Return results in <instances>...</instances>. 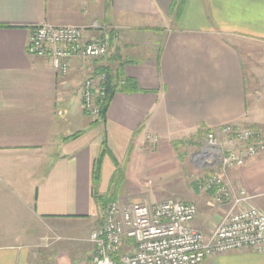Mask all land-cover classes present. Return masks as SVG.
<instances>
[{"label":"crops","instance_id":"0c3cea01","mask_svg":"<svg viewBox=\"0 0 264 264\" xmlns=\"http://www.w3.org/2000/svg\"><path fill=\"white\" fill-rule=\"evenodd\" d=\"M43 24H97L111 34L108 54L91 67L120 69L131 86L115 93L103 124L82 110L79 61L62 76L48 58L26 53L32 29ZM263 60L264 0H0V264H37L39 249L54 264H93L89 236L104 221L94 189L127 205L162 198L121 190L132 182L122 162H141L145 172L134 178L146 185L182 138L189 137L185 145L203 136L205 144L226 125L264 137V72L255 65ZM103 140L107 154L93 188ZM222 179L264 211V152ZM193 227L213 231L202 219ZM52 235L71 244L47 249ZM54 247L65 248L56 256ZM205 264H264V253L245 249Z\"/></svg>","mask_w":264,"mask_h":264},{"label":"built area","instance_id":"2783aa9c","mask_svg":"<svg viewBox=\"0 0 264 264\" xmlns=\"http://www.w3.org/2000/svg\"><path fill=\"white\" fill-rule=\"evenodd\" d=\"M95 31L101 32L94 35ZM110 36L97 24L88 27H34L26 53L48 58L53 69L65 76L76 59L85 70L81 85L82 110L99 118V101L104 97L107 76L94 70V61L106 57ZM264 152V137L239 125H226L206 135L198 153L205 171L197 179L200 191L209 192L217 204L229 209L209 236L193 227L197 207L192 203L167 200L157 204L110 203L103 211V224L89 236L94 246L93 264H205L219 254L245 249L264 253V212L250 204L244 191L234 192L222 174L242 167L247 158ZM115 258L117 261H115Z\"/></svg>","mask_w":264,"mask_h":264},{"label":"rangeland","instance_id":"374dc122","mask_svg":"<svg viewBox=\"0 0 264 264\" xmlns=\"http://www.w3.org/2000/svg\"><path fill=\"white\" fill-rule=\"evenodd\" d=\"M264 61V60H263ZM262 61V64L256 63L257 68H261V70L264 72V62ZM252 88H248V91H252ZM255 90V89H254ZM261 87L257 86L255 93L256 99L259 100L260 94H261ZM254 92V91H252ZM251 97V96H250ZM257 116L260 117L263 114V108L258 105L257 103ZM92 119V118H91ZM261 122H264V120H260ZM189 140V137L182 138L180 143L177 144L174 149V147L171 145V148L167 152L168 155H162L163 162L162 165H160L161 170H158L157 168H154L160 173L157 175L144 178L146 185H143L140 180H137L134 178V175L142 176L145 172L141 162H136L134 165H130L128 167H125V163H121L122 170L126 173V177L132 179V182L129 185V182H127V179H125V183L122 184L121 190L124 189L125 191L129 189L131 190V193H127V195L132 196H139L143 192L149 194V197L152 198V192H157L160 197H162L157 202H164L167 200H176V201H182L187 203H192L197 207V217L196 219H202L206 220V224L209 223V225L212 226V229L216 227V225L221 221V219L224 217V215L227 213L229 209V205L227 204H217L214 202L211 193L200 191L197 187V178L198 175H201L204 173L203 170H199L201 168L195 167L194 164L201 163V159L196 155L197 153L201 152L202 145L204 144V138L201 139H193L190 140L189 143L185 144L182 143V141ZM205 145V144H204ZM174 153L172 152V150ZM154 170V173H155ZM108 172V171H107ZM164 173V174H162ZM161 174V175H160ZM135 188H140L141 190H137ZM144 198H141V202L144 203H150L155 204L157 202L153 200H149L147 196H141ZM117 203H119L122 206H126L128 203L132 202L131 200H117ZM261 210V209H259ZM263 211V210H261ZM264 212V211H263ZM202 233V232H201ZM57 244H65L69 245L70 242H64L61 241L58 238H55V236H50L46 241H44V244L47 245V249H53L52 246ZM63 247L62 249H64ZM61 247L57 248L54 247L56 256L58 253L62 252ZM41 250V255L38 257L37 264H54L52 262V259L49 257H45L43 255V249ZM55 264H63V262L59 263L58 261H55Z\"/></svg>","mask_w":264,"mask_h":264},{"label":"trees","instance_id":"16d2710c","mask_svg":"<svg viewBox=\"0 0 264 264\" xmlns=\"http://www.w3.org/2000/svg\"><path fill=\"white\" fill-rule=\"evenodd\" d=\"M111 34L109 33V36ZM111 41V36H110ZM100 72L105 73L107 76V81L105 84V94L104 97L99 101V118L98 120L94 121V124H103L106 117V112L109 107V104L115 95L116 92L121 91L122 89H126L127 87L131 86L129 85L130 82L125 81L122 79V75L120 73V69H117L115 73H110L108 70H101ZM124 80V81H123ZM123 84V85H122ZM203 136H200L199 139H201ZM103 150L101 151L100 157L96 163L95 168H93L92 171V185L93 188H96L98 186V183L100 181V172H101V164L103 157L105 154H107V150L105 148V142L103 140L102 143ZM177 145V144H176ZM113 163L116 164L115 160H113ZM93 196L96 200L100 202L101 208L104 210L107 205L110 203H114L117 201V195L113 194L111 191L105 194L104 196L99 195L96 190L94 189ZM115 261L117 259L115 258Z\"/></svg>","mask_w":264,"mask_h":264},{"label":"flooded vegetation","instance_id":"af4514ba","mask_svg":"<svg viewBox=\"0 0 264 264\" xmlns=\"http://www.w3.org/2000/svg\"><path fill=\"white\" fill-rule=\"evenodd\" d=\"M195 165V167H199L200 165L199 164H194Z\"/></svg>","mask_w":264,"mask_h":264}]
</instances>
